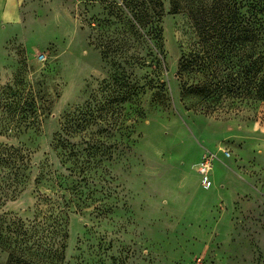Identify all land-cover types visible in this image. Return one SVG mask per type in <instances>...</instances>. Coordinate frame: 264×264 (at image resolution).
<instances>
[{"label": "rangeland", "instance_id": "rangeland-1", "mask_svg": "<svg viewBox=\"0 0 264 264\" xmlns=\"http://www.w3.org/2000/svg\"><path fill=\"white\" fill-rule=\"evenodd\" d=\"M157 1L16 0L0 20V149L31 162L0 191V217L28 230L0 237V264L14 247L52 264L62 245L59 264H264V102L246 59L264 9Z\"/></svg>", "mask_w": 264, "mask_h": 264}, {"label": "trees", "instance_id": "trees-1", "mask_svg": "<svg viewBox=\"0 0 264 264\" xmlns=\"http://www.w3.org/2000/svg\"><path fill=\"white\" fill-rule=\"evenodd\" d=\"M252 1V0H251ZM258 5L264 9V0H258ZM171 4V10L170 14H177L181 10L180 6V0H170ZM161 8L162 11V5L160 1L158 0L157 3H155V8ZM158 15H162V13H158ZM154 18L152 17L150 19V22L153 24L154 23ZM262 29L264 33V22L262 23ZM258 58L255 60L254 58V52L252 49H250L248 55H247V60L249 63V66H253L256 63H259V72L261 73V77L258 81V85L255 90V99L259 101L264 102V50H261L260 53H258ZM224 87V86H223ZM208 93L205 95L206 98L212 95L211 91H207ZM211 93V94H210ZM253 93V91H248V94ZM61 142V145L63 146L66 143L65 139H60L59 143ZM30 158L28 155L22 153L20 150H8V149H0V178L4 179L5 182L3 183V187H0V191L6 192L9 189H11V182L14 183H19L25 180L27 176L29 175V170H30ZM3 205V204H2ZM1 205V206H2ZM66 209H64L65 212ZM5 220V219H4ZM2 217H0V237L4 236L5 234L9 236L10 234H13L17 236H23L21 238V244L27 242V233L28 230H25V226L21 225L20 222H11L8 224V222H5ZM11 238V236H9ZM66 235H64V238ZM11 243V241H10ZM60 243H58L59 245ZM8 258H9V263L12 264H35L34 261L30 259L27 255L24 254L20 248L14 247L12 249H8ZM64 252H65V246L62 245L59 250L54 251V260L55 263L52 264H59L63 263L64 261Z\"/></svg>", "mask_w": 264, "mask_h": 264}, {"label": "crops", "instance_id": "crops-1", "mask_svg": "<svg viewBox=\"0 0 264 264\" xmlns=\"http://www.w3.org/2000/svg\"><path fill=\"white\" fill-rule=\"evenodd\" d=\"M4 6V7H3ZM16 13V0H0V20L13 17Z\"/></svg>", "mask_w": 264, "mask_h": 264}, {"label": "built area", "instance_id": "built-area-1", "mask_svg": "<svg viewBox=\"0 0 264 264\" xmlns=\"http://www.w3.org/2000/svg\"><path fill=\"white\" fill-rule=\"evenodd\" d=\"M208 172H209V169H208V166L207 165H203L202 168H201V173L203 175H208ZM206 182H208V178H206Z\"/></svg>", "mask_w": 264, "mask_h": 264}]
</instances>
